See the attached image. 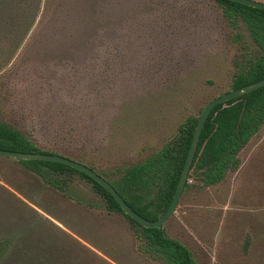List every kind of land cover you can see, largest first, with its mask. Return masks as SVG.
I'll return each mask as SVG.
<instances>
[{"label": "rangeland", "instance_id": "374dc122", "mask_svg": "<svg viewBox=\"0 0 264 264\" xmlns=\"http://www.w3.org/2000/svg\"><path fill=\"white\" fill-rule=\"evenodd\" d=\"M230 31L214 0H0V122L118 178L231 91L256 48ZM238 157L212 186L191 169L163 225L195 264H264V125ZM54 179L0 156V264H164L83 177Z\"/></svg>", "mask_w": 264, "mask_h": 264}, {"label": "trees", "instance_id": "16d2710c", "mask_svg": "<svg viewBox=\"0 0 264 264\" xmlns=\"http://www.w3.org/2000/svg\"><path fill=\"white\" fill-rule=\"evenodd\" d=\"M222 18L231 31V42L243 49L252 48L243 39L239 28L248 31L255 54L242 58L234 74L231 90L264 79V10L227 0H214ZM197 117H187L178 127L170 142L142 163L126 169L118 178L109 180L98 173L138 215L157 221L168 209L190 147ZM264 125V86L217 105L210 113L202 130L191 166L202 175L205 186L218 184L228 172L240 166L238 154ZM0 149L21 153H46L19 131L0 122ZM28 171L43 178L51 186L62 189L54 178L78 174L92 185L102 197L109 213L122 214L136 236L142 240V251L164 264H195L189 250L169 238L164 229L144 228L123 213L115 199L98 183L66 165L47 161L16 160ZM92 169V168H91ZM93 170V169H92ZM187 184L185 185V187ZM1 256V251H0Z\"/></svg>", "mask_w": 264, "mask_h": 264}, {"label": "water", "instance_id": "95a60500", "mask_svg": "<svg viewBox=\"0 0 264 264\" xmlns=\"http://www.w3.org/2000/svg\"><path fill=\"white\" fill-rule=\"evenodd\" d=\"M227 1L236 2L241 5L264 10V3L256 0H227ZM263 86H264V79L245 85L239 89L225 92L219 95L218 97L212 99L205 105L200 116L197 119V124L193 132L192 141L188 149V153L180 174L178 184L173 194L171 203L168 209L166 210V212L157 221L151 222L138 215L135 211L132 210L130 206L127 205V203L121 198V196L116 192V190L111 186V184L108 181H106L103 177H101L91 168L87 167L84 164L76 162L72 159H69L67 157L58 154L21 153V152L6 151L1 149H0V156L11 158L14 160L47 161V162H54V163H60L66 165L84 175H87L89 178H91L93 181H95L101 187H103L115 199V201L118 203L123 213L127 215L130 219L134 220L144 228L162 229L163 225L173 216L178 206L182 192L185 188V185L188 183L189 172L191 170V166L198 148L200 136L210 113L217 105L224 104L231 99L240 97L246 93L259 89Z\"/></svg>", "mask_w": 264, "mask_h": 264}]
</instances>
